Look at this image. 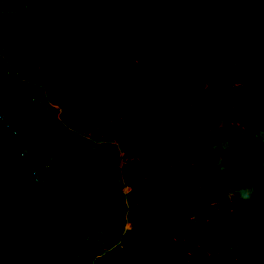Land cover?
<instances>
[{
    "label": "trees",
    "instance_id": "obj_1",
    "mask_svg": "<svg viewBox=\"0 0 264 264\" xmlns=\"http://www.w3.org/2000/svg\"><path fill=\"white\" fill-rule=\"evenodd\" d=\"M0 90L87 264H264V0H0Z\"/></svg>",
    "mask_w": 264,
    "mask_h": 264
},
{
    "label": "water",
    "instance_id": "obj_2",
    "mask_svg": "<svg viewBox=\"0 0 264 264\" xmlns=\"http://www.w3.org/2000/svg\"><path fill=\"white\" fill-rule=\"evenodd\" d=\"M0 90V264H87L86 200L48 171Z\"/></svg>",
    "mask_w": 264,
    "mask_h": 264
},
{
    "label": "clouds",
    "instance_id": "obj_3",
    "mask_svg": "<svg viewBox=\"0 0 264 264\" xmlns=\"http://www.w3.org/2000/svg\"><path fill=\"white\" fill-rule=\"evenodd\" d=\"M257 137L260 138V137H264V130H261V131H258L256 133ZM210 149L212 150H216V149H221V150H227L229 148V143L228 141H224L223 143L217 145L215 143H211L209 145ZM216 167L221 171H225L226 169L224 167H222V159L216 164ZM256 189L253 187V186H247V187H244L242 189L239 190V198L241 200H248L250 199L253 194L255 193Z\"/></svg>",
    "mask_w": 264,
    "mask_h": 264
}]
</instances>
